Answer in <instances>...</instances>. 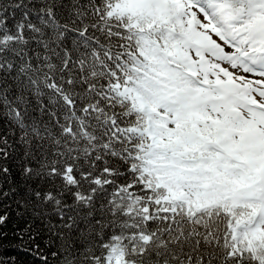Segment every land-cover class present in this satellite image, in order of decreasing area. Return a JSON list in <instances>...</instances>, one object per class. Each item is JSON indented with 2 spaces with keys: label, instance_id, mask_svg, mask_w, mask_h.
I'll return each instance as SVG.
<instances>
[{
  "label": "snow or ice",
  "instance_id": "1",
  "mask_svg": "<svg viewBox=\"0 0 264 264\" xmlns=\"http://www.w3.org/2000/svg\"><path fill=\"white\" fill-rule=\"evenodd\" d=\"M0 264H264V0H0Z\"/></svg>",
  "mask_w": 264,
  "mask_h": 264
}]
</instances>
